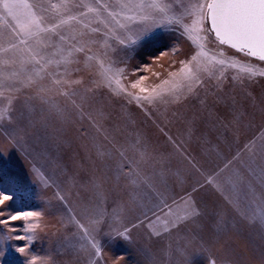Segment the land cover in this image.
Listing matches in <instances>:
<instances>
[{
  "label": "rangeland",
  "instance_id": "374dc122",
  "mask_svg": "<svg viewBox=\"0 0 264 264\" xmlns=\"http://www.w3.org/2000/svg\"><path fill=\"white\" fill-rule=\"evenodd\" d=\"M16 3L9 15L0 0V191L12 196L7 212L41 215L25 222L34 232L16 233L30 241L0 239L2 264H264V76L209 66L213 74H200L195 95L142 110L101 80L99 61L122 69L119 79L129 91L140 77L151 91L198 51L190 40L174 27L158 28L128 48L116 37L140 30L127 19L131 11L119 19L126 25L119 29L114 22L98 24L104 17L87 11L95 0ZM32 20L36 35L30 38L8 31ZM200 35L207 36L208 56L264 70V62ZM81 46L85 52L74 51ZM28 49L44 60L30 61ZM201 62L209 65L207 57ZM253 160L250 190L224 191L230 186L217 175L240 173L241 162ZM159 192L158 200L153 193ZM160 200L171 212L155 207ZM97 208L103 218L93 215ZM84 215L100 220L88 234L98 248L94 255L76 223L87 227ZM26 243V254L15 250Z\"/></svg>",
  "mask_w": 264,
  "mask_h": 264
},
{
  "label": "snow or ice",
  "instance_id": "6c2138e0",
  "mask_svg": "<svg viewBox=\"0 0 264 264\" xmlns=\"http://www.w3.org/2000/svg\"><path fill=\"white\" fill-rule=\"evenodd\" d=\"M95 5V7H87V11L95 13L97 17H104L103 19H98V24L107 27L114 22L119 29H125L126 25L120 24L119 19L124 18L125 11H131L133 14L128 16L127 19L134 20L141 25L140 30L134 34H129L124 38L117 36L116 39L120 45L130 48L155 29L174 27L176 31L190 40L198 49L188 60H179L180 68L178 72L169 73V79L162 80L151 91L149 88L142 86L144 77L132 81L130 88L133 91H129L128 87H125L121 83V79H119L123 70L111 66L105 67V61H99L97 75L101 80L107 84L115 95L124 96L129 104L135 102L142 110L146 104L154 105L161 102L166 103L170 100H179L185 93L195 95L196 87L203 83L200 74L202 72L207 73L209 77L213 74L209 71V66L215 67L218 65L220 68H240L249 78L256 75L264 76V70H259L255 65H243L232 58L217 60L216 55L208 56L202 43L207 36L200 35V33L211 34L219 45H227L238 53L264 62V0H196L195 3H189L188 0H115V5L95 0ZM18 6L16 0H3V7L9 15H12L13 9ZM113 6L118 7L119 11L111 10ZM81 15L84 16L87 13H81ZM186 16L193 17L190 24L184 23ZM72 19H75V17H72ZM17 22L20 23L19 21ZM34 23L35 20L20 24V31H17L16 28H9L8 31L14 33L17 37L23 32L26 37L30 38L36 35L31 30ZM61 23H64V21H61ZM57 27L59 25H53V30ZM36 28L39 29V24H36ZM92 31L100 32V28H94ZM55 34L59 36L60 41L67 39L64 35ZM91 42L94 43L95 41ZM20 43H27V41L21 40ZM10 47L16 49L17 44L11 43ZM7 50L5 49V51ZM28 51L30 53V61L40 64L44 60L43 56H40L39 60L37 59L39 53H32L31 49H28ZM74 51L85 52V47L75 48ZM173 51L177 50L173 49ZM219 55L223 56V52L221 51ZM201 57H207L208 66L202 64ZM5 62L7 63V61ZM46 63H52V61L48 60ZM57 63H60V61H57ZM108 63L111 64V62ZM40 71H43V66ZM54 83L59 85L61 81L56 80ZM64 83L68 82L65 81ZM72 83L78 84L79 81H72ZM137 89L138 91H135ZM185 98L187 97L185 96ZM241 163H243L244 168L240 173L234 172L232 176L227 178L217 175V179L222 182V185L230 186L224 187V191L237 192L238 190H243L247 193L250 190L246 177L249 172L256 174L257 170L252 166L254 160ZM120 167L123 166L121 165ZM259 173L264 176V165L259 166ZM192 191L196 192V189L193 188ZM163 195V192L153 193V197L158 200ZM186 195H189V199H191L190 194L186 193ZM11 199V194L0 191V228L4 229L3 234H0V239L4 241L13 239L30 241V235L26 236L16 233L20 231L26 234L34 232V228L25 222L39 217L41 214L36 211L7 212L6 205ZM181 200H183V197H181ZM229 203H232V201H229ZM160 204H163V208H160ZM172 204H176L175 199L172 200ZM155 207L160 208L161 211L164 208H167L170 212L172 210V205L164 200H160ZM149 211H153V209L149 208ZM84 212L87 213L88 209L85 208ZM93 215L103 218L104 213L102 209L97 208L94 210ZM153 215H155L154 211ZM83 219L86 220L87 227L84 224H80L79 221H76V223L83 230L84 235L82 238L90 244L94 255L98 248L94 243H91L88 234L97 230L100 220L94 219L89 215H84ZM17 221L21 222L20 225L15 224ZM136 226V224L132 225V227ZM124 230L127 232L128 228L125 226ZM26 247L27 243L16 247L15 250L26 254ZM4 254V251L0 250V257ZM0 264H2V260H0Z\"/></svg>",
  "mask_w": 264,
  "mask_h": 264
},
{
  "label": "trees",
  "instance_id": "16d2710c",
  "mask_svg": "<svg viewBox=\"0 0 264 264\" xmlns=\"http://www.w3.org/2000/svg\"><path fill=\"white\" fill-rule=\"evenodd\" d=\"M227 46V45H226ZM229 47V46H228ZM230 48V47H229ZM231 50H233V51H235V52H237L235 49H231ZM111 241H116V240H114L113 238H111Z\"/></svg>",
  "mask_w": 264,
  "mask_h": 264
},
{
  "label": "water",
  "instance_id": "95a60500",
  "mask_svg": "<svg viewBox=\"0 0 264 264\" xmlns=\"http://www.w3.org/2000/svg\"><path fill=\"white\" fill-rule=\"evenodd\" d=\"M213 36V35H212ZM214 37V36H213Z\"/></svg>",
  "mask_w": 264,
  "mask_h": 264
}]
</instances>
